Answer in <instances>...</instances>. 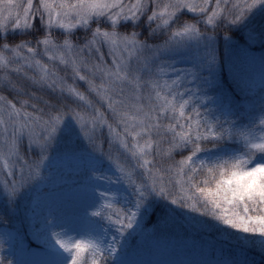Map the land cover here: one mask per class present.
Segmentation results:
<instances>
[{
  "label": "rangeland",
  "instance_id": "rangeland-1",
  "mask_svg": "<svg viewBox=\"0 0 264 264\" xmlns=\"http://www.w3.org/2000/svg\"><path fill=\"white\" fill-rule=\"evenodd\" d=\"M152 1L79 0L67 5L61 2L45 6L43 12L49 27L65 33L86 30L100 19L109 25V29L96 30L87 38L90 48L87 51L95 53L94 68L81 67L77 54L68 61L74 69L73 74L83 78L90 89L96 84L99 101L91 103L84 96L92 113L45 121L28 115L0 95L1 191L11 197L15 214L23 220L18 229L26 228L33 241L29 243L17 229L4 231L9 244L7 264L66 262L69 234H30L29 211L34 208L44 179L51 188L59 187V191L93 192L91 195L99 197L107 210L116 216H111V221L116 224L119 241L102 227L86 223L71 262L65 264H96L84 258L85 246L106 249L112 256H117L120 264H134L133 256L138 264H231L228 259H220L219 249L212 248L227 244L237 248L238 242H242L231 232L224 218L202 214L197 205L191 206L187 202L182 216L170 212L165 217L162 215L161 220L148 222L147 216L154 207L152 201L159 202V197L165 195V188L159 185L151 163L152 148L145 144L142 134L153 126V122L160 121L159 116L166 124V133L176 130L183 140L191 136L193 139L230 138L232 132L238 131V137H248L252 145H255L252 138L258 133L256 144H260V140L264 141V83L251 80L246 85L252 88L249 98H252L251 103L259 104L258 112L254 110L255 120L246 126L253 131L239 133L241 126L232 118V110L217 89L221 78L213 80L222 71L231 73L245 51L236 38L230 37L222 56L218 39L213 36L214 24L222 15L221 6L230 0H155L161 9ZM236 1L235 7L241 8L246 5L248 8L249 2L257 3L256 0ZM19 2L0 3L2 33L7 28L15 30L20 26H25L24 29L31 26L28 22L30 12L26 10L21 16ZM121 24L139 30L138 25H142L148 29L150 37L155 36L160 42L142 41L141 30L119 31ZM71 45L62 48L73 53ZM6 57L0 54L4 62ZM81 68L86 69L85 74L80 73ZM37 70L47 85L77 97L74 93H78L77 90L63 77L43 67ZM100 103L102 106L98 105ZM99 131L110 136L111 144L106 146L104 156H108L116 172L110 176L112 182L107 179L117 189L113 194L92 191L93 186H101L109 172L106 176L98 169L82 172L76 165L50 168L64 157L82 162L84 157L93 160L88 154L102 155L103 147L95 142L91 144ZM129 138H132L131 144ZM22 141L35 150L28 152L30 161L24 160L18 147ZM84 152L85 156L82 155ZM32 157L38 158L39 162ZM252 164L263 174L261 164L254 161ZM175 184L179 186L180 180ZM101 187L104 189L105 186ZM174 191L175 187H172L169 194ZM116 198L124 199L126 207H118Z\"/></svg>",
  "mask_w": 264,
  "mask_h": 264
},
{
  "label": "trees",
  "instance_id": "trees-1",
  "mask_svg": "<svg viewBox=\"0 0 264 264\" xmlns=\"http://www.w3.org/2000/svg\"><path fill=\"white\" fill-rule=\"evenodd\" d=\"M13 1L18 0H2L0 3ZM20 1L19 13L22 16L26 10L30 12L28 22L31 26L25 29V26H20L15 30L7 28L4 33L0 31V54L7 56L5 62L0 59V95L16 108L25 110L28 115L44 118L45 121L61 119L72 114L92 113L91 107L84 101V96L91 103L99 101L96 84L90 89L83 78L80 79L73 74L74 69L68 61L77 54L81 67L94 68L95 53L87 51L90 49L87 38L96 30L109 29V25L104 19H100L99 22L91 23L86 30L78 29L75 33H65L58 28L49 27L44 8L50 3L62 2L67 5L79 0ZM154 2L152 1L153 4ZM237 2L230 0L221 6L222 15L214 24L216 29H213V36L218 39L222 56L230 37L236 38L245 51L231 73L222 71L213 80L221 78L217 86L219 95L232 110V118L241 126L242 130L239 133L247 134L253 131L246 126L253 124L255 120L253 113L256 110L258 112L259 104H251L248 96L252 88L246 85H249L251 80L264 83V0H256L257 3L249 2L248 8L247 5L244 8L239 5L235 7ZM155 4L161 9L157 2ZM184 16L191 18L189 15ZM138 26L142 31L140 36L142 41L160 42L155 36L150 37L147 28ZM199 28L201 32L206 33L203 27ZM119 29L117 30L125 33L140 31L137 28H130L129 24H121ZM67 45H71L73 53H67L62 48ZM82 49L85 51L80 53ZM38 67L63 77L77 90L78 93L74 91L77 97L47 85L40 76ZM85 72L86 69L81 68L80 73ZM98 105L102 106L101 103ZM158 118L160 121L153 122V126L142 134L145 136V144L151 145V163L156 177L159 178V185L165 188V195L159 197V202L152 201L154 205L152 211L149 213L147 210L148 222L151 224L161 220L162 215L165 217L170 212L180 216L189 202L191 206L197 205L202 214L208 213L212 217L224 218L231 232L242 240L240 243L244 249L241 253L248 252L243 254V259L249 264H264V172L263 174L257 172L252 164L254 161L264 167V141L260 140V144H256L257 133L252 138L255 145H252L248 137L239 138L238 131L232 132L230 138L219 136L193 139L191 136L183 140L176 130L166 133V124L162 123L159 116ZM98 133L91 144L94 142L100 144L103 147L102 155L88 154V158L93 160L84 157L82 162H73L64 157L50 168L76 165L82 172L98 169L99 173H105L102 174L104 176L109 172L110 175L101 182V186H105L104 189L101 186H93L92 191L113 194L117 189L109 184L107 179L112 182L110 176L116 175V172L107 159L108 156H104L106 146L111 144L110 136L105 131ZM129 140L131 144L132 138ZM18 147L24 155V160L30 161L28 152L32 150L34 153L35 150L23 141ZM82 155L85 156V152ZM33 160L39 162L36 157ZM44 180L33 203L34 208L29 211L28 222L32 230L30 234L34 236L58 232L69 234L65 263L71 262L78 240L84 235L86 223L102 227L113 239L119 241L116 224L111 221V216L116 217L115 214L107 210V205L99 197H93L91 195L93 192L80 194L76 191H59V187L51 188ZM179 180L180 185L176 186L175 183ZM172 187H175V191L169 194ZM115 200L119 202L118 207H126L124 199ZM22 223L23 220L15 214L11 197L1 191L0 185V264H7L10 260L6 252L9 244L4 231L17 229L29 243L33 242L26 228L18 229ZM85 247L83 248L85 259H91L96 264H120L117 262L118 258L113 257L106 249ZM220 252V259H229L232 264H239L240 259L236 251L229 248ZM131 261L138 264L135 256L131 257Z\"/></svg>",
  "mask_w": 264,
  "mask_h": 264
}]
</instances>
